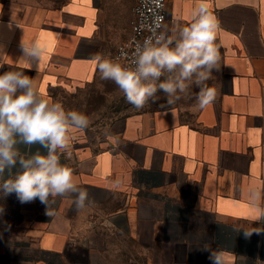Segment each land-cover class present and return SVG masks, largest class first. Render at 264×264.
<instances>
[{
  "label": "crops",
  "instance_id": "0c3cea01",
  "mask_svg": "<svg viewBox=\"0 0 264 264\" xmlns=\"http://www.w3.org/2000/svg\"><path fill=\"white\" fill-rule=\"evenodd\" d=\"M135 2H125L117 25V0H0V74L24 71L52 102L56 89L93 82L99 72L91 57L111 53L104 48L112 41L115 58L130 36ZM197 2L168 0L165 25L189 24ZM207 6L220 25L214 103L132 116L98 147L70 143V156L57 154L92 203L77 211L56 197L51 217L38 199L25 203L21 220L0 228V258L77 264L76 253L113 249L118 235L156 264H212L205 245L222 252L224 264H264V231L246 238L233 230L264 228V219L252 221L264 208V0ZM22 40L44 46L39 73L19 61ZM18 147L25 158L46 154L39 145ZM252 191L262 197L255 204Z\"/></svg>",
  "mask_w": 264,
  "mask_h": 264
},
{
  "label": "clouds",
  "instance_id": "9594fccd",
  "mask_svg": "<svg viewBox=\"0 0 264 264\" xmlns=\"http://www.w3.org/2000/svg\"><path fill=\"white\" fill-rule=\"evenodd\" d=\"M155 2L162 7L159 0ZM191 16L189 24L174 22L171 28L161 23L163 17H158L151 35L135 42L131 52L133 66H125L111 53L94 54L91 60L100 79L113 82L126 102L136 109L149 101L156 103L158 92L164 93L168 106L186 99L195 101V107L203 110L214 103L217 91L208 81L221 67L220 49L216 44L220 25L209 11L207 0H198ZM21 52L19 61L35 67L39 73L44 46L38 40L29 44L22 40ZM127 54L121 49L120 56ZM165 72L169 75L161 81ZM90 123L83 112L66 110L62 103L44 98L34 78L24 71L0 74V192L5 196L16 193L21 203L38 199L45 205V214L49 217L55 215L52 205L56 197L71 199L77 211L89 206L92 203L89 193L74 182L72 169L61 164L57 153L70 156L68 149L74 139L71 133L84 131ZM18 145L29 149L39 145L46 154L37 151L25 158ZM17 164L20 170L13 176ZM6 170L9 178L4 179ZM250 199L255 204L262 197L252 191ZM262 219L264 208L252 221ZM233 230H243L247 238L264 228L249 230L234 225ZM205 249L210 251L212 264H224L222 252L210 250L207 245Z\"/></svg>",
  "mask_w": 264,
  "mask_h": 264
},
{
  "label": "rangeland",
  "instance_id": "374dc122",
  "mask_svg": "<svg viewBox=\"0 0 264 264\" xmlns=\"http://www.w3.org/2000/svg\"><path fill=\"white\" fill-rule=\"evenodd\" d=\"M129 0H117V25L123 24L124 17L120 13H124V4ZM127 34L125 31L116 32L115 37ZM125 40V39H124ZM105 52H111L113 57L115 53V45L112 41L104 48ZM169 73L160 78L161 81L168 77ZM217 71L213 72V78L208 81L209 86H215V78ZM194 91L198 89L193 88ZM54 101L64 105L66 110H77L86 114L91 123L84 131H75L71 133L74 137L70 141L72 144H90L98 147L108 141V139L118 133L122 123L135 115L153 112L157 109H165L176 107L184 111L195 107V101L181 99L176 104L168 106L166 97L163 92L157 93V102L149 101L143 108L136 109L124 99L123 93L111 81L100 79V75L95 77L93 82L84 84L80 87L60 88L54 90ZM25 203H21L16 193L5 196L0 192V213L4 210L9 211L12 217L8 227H0L2 229H10L15 223L22 218L21 211ZM113 243L115 248L101 250L98 254H90L85 251H79L71 259L77 264H156V258L151 257L149 253L136 248L132 243L125 241L118 235H113ZM100 242H98L99 244ZM142 254V255H141ZM0 264H13L0 258Z\"/></svg>",
  "mask_w": 264,
  "mask_h": 264
},
{
  "label": "built area",
  "instance_id": "2783aa9c",
  "mask_svg": "<svg viewBox=\"0 0 264 264\" xmlns=\"http://www.w3.org/2000/svg\"><path fill=\"white\" fill-rule=\"evenodd\" d=\"M159 4L162 7L158 6L155 0H136L133 8L130 36L116 50L115 57H118L120 63L125 66H133L131 52L134 49L135 42L143 41L144 38L151 35V28L155 26L158 17H163L161 23L165 25L168 18V0H159ZM121 49L128 54L126 56H120Z\"/></svg>",
  "mask_w": 264,
  "mask_h": 264
},
{
  "label": "trees",
  "instance_id": "16d2710c",
  "mask_svg": "<svg viewBox=\"0 0 264 264\" xmlns=\"http://www.w3.org/2000/svg\"><path fill=\"white\" fill-rule=\"evenodd\" d=\"M10 216V212H7L6 210H4L3 213H0V227H8L10 225V221L12 219Z\"/></svg>",
  "mask_w": 264,
  "mask_h": 264
}]
</instances>
